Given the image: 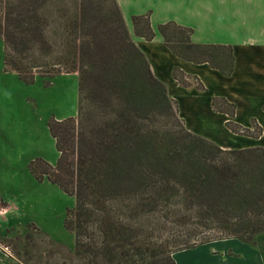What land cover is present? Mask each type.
I'll return each instance as SVG.
<instances>
[{
    "label": "trees",
    "instance_id": "1",
    "mask_svg": "<svg viewBox=\"0 0 264 264\" xmlns=\"http://www.w3.org/2000/svg\"><path fill=\"white\" fill-rule=\"evenodd\" d=\"M132 23L154 39L151 12ZM158 29L179 57L233 72L231 45L195 43L194 29L176 21ZM0 36L5 70L22 81L79 76L77 116L49 122L58 162L37 158L30 170L75 196L64 224L84 264H177V252L231 238L255 244L264 233V146L225 149L190 131L118 0H4ZM57 44L70 53L54 54ZM173 76L193 85L178 67ZM212 105L231 131L263 134L256 120L253 129L235 122L227 98Z\"/></svg>",
    "mask_w": 264,
    "mask_h": 264
},
{
    "label": "crops",
    "instance_id": "2",
    "mask_svg": "<svg viewBox=\"0 0 264 264\" xmlns=\"http://www.w3.org/2000/svg\"><path fill=\"white\" fill-rule=\"evenodd\" d=\"M118 2L133 40L146 54L154 74L167 85L169 95L177 102L179 116L183 118L190 131L216 142L225 149L264 146V0H118ZM147 12H151V23L156 32L152 40L137 36L132 23L133 15ZM168 21L192 27L194 29L192 40L195 43L231 45L235 57L231 75H223L208 63H195L176 55L166 45L158 29L161 23ZM175 67L180 68L191 78L198 77L206 89H199L195 84L190 86L177 84L173 76ZM2 69L4 75L15 74L13 71L5 70V62ZM215 96L225 97L236 105L233 117L235 122L253 129V122L256 120L263 127V134L256 138L231 131L226 125L231 117L213 108L212 100ZM3 111L4 108L0 106V131L3 128L2 118L8 117L6 110ZM31 161L24 163L27 172L23 179L43 183L46 180L39 181L32 174ZM6 162L8 160H0V220L12 223L10 227L12 229L16 225L19 227L23 225L28 208L26 196H30L28 192L30 186L25 183L17 184L14 170L9 174L1 173V163L5 165ZM20 202L23 204L21 208ZM259 238L260 248H264V233L257 236L255 244H246L258 247ZM232 239L235 238L211 242ZM177 253L175 259L179 264ZM215 253L224 258L240 256L232 248L224 251L219 248ZM6 258L11 257L0 248V262L7 261ZM244 264H264V252L260 249L259 254L250 256L249 261Z\"/></svg>",
    "mask_w": 264,
    "mask_h": 264
},
{
    "label": "rangeland",
    "instance_id": "3",
    "mask_svg": "<svg viewBox=\"0 0 264 264\" xmlns=\"http://www.w3.org/2000/svg\"><path fill=\"white\" fill-rule=\"evenodd\" d=\"M3 3L4 0H0V17ZM65 47L64 44L63 47L57 44L54 54L61 49L69 54ZM4 50L5 43L0 36V106L8 114V117L2 118L3 128L0 131V160H8L5 165L1 163V173L9 174L14 170L16 183L30 186V196H26L28 208L22 226L16 225L11 229L12 223L0 220V248L11 257L0 264H84L74 252L75 235L64 224L67 209L76 203L75 196L65 193L47 178L43 183L23 179L27 172L24 163L28 160L43 158L54 165L58 162L60 154L49 122L54 118L62 120L77 116L79 76L61 74L54 77L50 84L37 76L34 83L28 84L21 81L16 73L4 75ZM189 80L195 85L199 81L191 77ZM22 206L20 202V208ZM16 216L19 218L18 214ZM258 241V247L238 239L209 242L180 251L177 258L179 264H244L250 256L259 254L260 249L264 252V248H260V238ZM219 248L222 251L232 248L240 256L224 258L216 255L215 251Z\"/></svg>",
    "mask_w": 264,
    "mask_h": 264
}]
</instances>
